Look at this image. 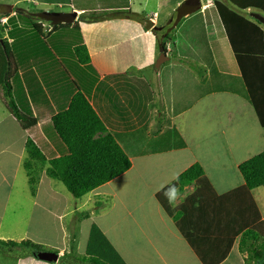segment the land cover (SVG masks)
<instances>
[{
  "label": "crops",
  "instance_id": "0c3cea01",
  "mask_svg": "<svg viewBox=\"0 0 264 264\" xmlns=\"http://www.w3.org/2000/svg\"><path fill=\"white\" fill-rule=\"evenodd\" d=\"M185 1H44V3H54L53 6L57 9V12L45 16L49 21L46 32L41 30L40 26L39 30L29 26L33 32L31 30L28 36L24 37V46L21 48L19 58L15 56L17 53L13 52L18 69L11 80L12 98L18 110L26 117L34 119L36 126L24 131L11 116L18 127L16 136L17 139L22 140V147L16 151L12 149V145H7L6 149L11 152L14 160L11 162L8 158L0 164V188L5 190V193L0 196V240H14L13 242L18 243L26 239L30 240V238L37 241L43 240H38L39 235L35 236L30 232L29 224L36 209L41 212V215L47 213L53 218L56 217L58 221L63 216L67 217L71 212L78 210L69 211L67 206L62 208L58 205L63 192L57 184L49 181L58 180L47 177L44 170L38 174L37 178H34L35 184L31 191L28 176L23 168L27 159L25 143L28 139L34 143L47 162L64 153L63 146L52 131L51 118L68 108L77 90L83 94L105 130L115 138L128 156L131 162L129 172L134 169V160H146L148 164H151L150 160H152L153 164L157 163L154 166L161 167L164 172L161 176L165 177V181L160 184V187L151 191V197L154 199L162 186L174 183L177 177L193 164H200L195 153L196 148L205 150L211 155L210 164H220L221 157L227 156L228 151L246 147L245 144H250L252 138H255V143L259 139L264 143V130H237L236 128L227 130V127L217 126L215 121L208 123L207 130H201L198 123V130L188 128L191 125V121L187 122L190 115L203 119L219 109V105L214 107L215 103H219L217 101L220 98L219 93L231 95L234 101L238 96L236 92L215 89L218 79L226 76L228 70L224 66L225 63L220 62L224 60L217 58L216 46L219 45L220 48L229 46L230 48L231 55L228 53L227 64L230 66V58L233 57L237 66V72L230 73L234 88L243 81L224 29L221 26L222 32L219 33L215 29L217 25L214 19L207 22L205 19L206 24L203 22V26L207 27L206 30L212 29L208 32L212 37L209 52L205 51L203 54L201 49H197L198 43L195 47L192 45L193 42L180 40V27L188 25L193 15L185 16L179 23L180 27L170 33L169 37L166 33L162 35V39L165 37L167 40L165 41L167 61L159 68L155 67L161 51L157 47L154 29L164 26L179 5L182 6ZM16 2L19 1L16 0ZM19 3L25 6L35 3L38 5L43 2L20 0ZM0 6L3 7V5ZM4 7L6 8L0 11L1 14L3 13L0 23L16 16L13 14H22L24 17L32 16L26 9L22 13H18L17 10L15 12L14 5ZM240 14L250 22L256 23L262 31V38L256 39V49L251 51L249 45H244V50L252 53L247 56L251 62H244L243 65L244 71L250 72L247 78L251 85H257L258 81L264 84V58H262L264 48L261 51V47L259 48V45L264 44V13L247 9ZM189 16L192 18L188 20ZM219 21L217 16L218 24ZM66 24L68 28H56ZM5 25L7 32L9 28L7 24ZM16 29H18L17 25ZM28 40H30L29 43ZM179 43H182V47L177 46ZM79 46H83L86 51L87 63L78 61L76 48ZM172 52L177 56V61L170 62ZM81 53L82 60L85 55ZM183 59H191L198 67H184L180 62ZM166 64H168L167 68H165ZM244 106L251 110L246 113L253 114L257 119L250 103L246 105L242 101V107ZM257 123L261 129H264L260 126L258 119ZM239 131L246 137L236 141ZM196 132L200 133L198 138L195 136ZM189 134L191 137L188 138ZM255 134L258 137H254ZM214 137L218 141H214L212 139ZM149 143L152 147L148 145ZM152 148L157 149L151 151ZM262 151L264 149L260 152ZM5 165L8 167L7 170ZM48 166L46 163L45 167ZM200 166L202 167L201 164ZM205 177L207 178L206 173ZM243 186L244 181L237 188L229 191L240 190L234 202L242 200L244 203H249L252 201L259 220L264 224V186L256 196L255 194L252 196L253 190L248 193L242 192ZM103 187L104 185L86 195L84 203L90 202L91 195L100 193L98 190ZM192 192L193 186H186L181 192H175L172 195L171 204L179 205ZM222 195L224 194L220 196ZM114 197L115 195H112V198ZM65 199L67 201L66 196ZM155 201L156 211L168 235L167 240L161 241L159 247L156 246L155 239L149 238L146 251L150 256L159 259V263L162 264H168L167 257L169 256L167 255L169 254L171 257L175 255V257H169L171 258L170 264L174 262L176 264H202L186 240L178 233L172 220L156 199ZM52 203L56 204V207H47ZM204 209L207 211V216L205 211L201 212L193 208L186 219L191 228L189 234L192 236V244L201 254L202 252L208 253L210 250L217 251L215 255L206 258L210 264H244L248 253L245 249L243 251L239 249L241 235H229L227 230L221 228V225L225 224L221 222L217 224L216 220H210V214L215 211L213 206L210 208L207 205ZM187 210L190 211V207ZM6 214L13 216L20 214V216L5 221ZM221 219L225 223V217ZM140 226L137 225L136 229L143 232L145 228ZM230 238L232 239L231 249L224 260H219L220 250L228 244L227 239ZM77 248L79 247L75 242L71 248L62 243L60 249H57L58 259L59 257L65 259L62 264H81L71 257L73 255L66 259L70 252L79 256L84 254L80 253V250L79 254L76 253ZM163 252L166 254L162 255ZM2 254L12 257L14 264H40L36 260L38 258L35 259L30 249L27 248L16 247L12 251L5 250ZM124 264H127V261Z\"/></svg>",
  "mask_w": 264,
  "mask_h": 264
},
{
  "label": "rangeland",
  "instance_id": "374dc122",
  "mask_svg": "<svg viewBox=\"0 0 264 264\" xmlns=\"http://www.w3.org/2000/svg\"><path fill=\"white\" fill-rule=\"evenodd\" d=\"M18 1L20 2V0ZM40 1L43 3L38 5L35 3L33 5L29 4L25 6L23 3L16 2V0L0 1V5H3V7L0 6V11L6 8L4 7L5 5H14L15 12L17 10L18 13H22V11L26 9L30 11V15H32L31 17H24L22 14H13L16 16H13L8 20H3L0 23V36H3V39L6 38V40L11 44L13 52L17 53L15 56L18 58L20 56L21 48L24 46V37L28 36V33L32 30L30 28L32 26L30 25V22L33 24L39 22L35 25L40 26L41 30L43 29V31L46 32V26L49 21L45 16L47 14L57 12V9L53 6L54 3H44L46 0ZM53 1L56 2L57 0ZM61 1L64 2L66 0ZM197 1L201 5L199 10L192 11L193 13L188 12V14H186L185 12L187 10L183 8L182 12L177 13L176 16L172 15V24L174 27L175 22H178L179 24L180 20L185 16L193 15V18L192 16L188 17V20L192 18L188 22V25L180 27L179 24L175 27L176 29H174V31L180 27V40L193 42L192 45L194 46L198 43L197 49H201L204 54L205 51L209 52L208 49H210L212 37L209 36L208 32L212 31V29L210 28L206 30L207 27H204L203 25L206 24L207 21H212V19H214L217 25V27L215 25V29H217L220 33L222 32V28L220 22V25L217 23V14L215 9L212 7L213 0ZM179 7H181V5H179ZM2 14L0 12V17ZM180 15L182 16L180 17ZM205 19L206 22L204 21ZM5 24H7L9 28L7 32ZM182 24L183 22L181 25ZM16 25L18 26V29H16ZM191 25H193V27ZM31 32H33V30ZM192 38L194 40H192ZM196 38L197 40H195ZM27 42L29 43L30 40ZM177 46L182 47V43L177 44ZM216 50L217 58L224 60L220 62L225 63L224 66H226L228 70L226 76L218 79L215 89L217 91L225 89L229 90V92H236L239 97L236 96L234 101L231 95H223L219 93L220 98L217 100L219 103L214 104V107L219 105V109L217 111H213L212 114H208L203 119H197L195 116L190 115L187 118V122L191 121V125H189L188 128L190 130H198V123L200 124L201 130H207L206 128L208 123L211 124L215 121L217 126L227 127V130H232L234 128L237 130H264L258 126L257 119H255L253 114L246 113L251 112V110L246 106L242 107V101L246 105L250 103L246 94V88L242 85L243 82L234 88V84L232 82L233 78L230 73L237 72V66L233 57L230 58V66L227 64L229 60L228 53H230L229 46H223V48H220L218 45L216 46ZM174 52L176 53V51ZM174 52H172L170 62L178 60ZM205 58L207 59V55H205ZM180 62L183 63L186 68H192V66L198 67L196 62H193L191 59H183ZM168 64L165 65V68H167ZM235 89L236 91H233ZM17 130L18 127L11 118L0 89V164L8 158H10L11 162L14 160L11 152L6 149L7 145H12V149L16 151L21 149L22 140L17 139ZM196 133L197 134H195V136L198 138L200 133ZM190 134L188 138L191 137ZM245 137L246 136L242 135V132L239 131L236 135V141ZM254 137L258 136L255 134ZM212 139H214V141H218L215 137ZM148 145L152 147L151 143ZM245 146L246 147H239V150L228 151L227 156L225 155L221 157L220 164H210L209 161L212 160L211 155L206 153L205 150H199V148L195 149L196 156L204 169L203 171H205L207 175L208 182L215 194H219L217 196L226 194L230 190H233L241 185L243 183V179L237 169L238 165L248 160L253 155L260 153V151L264 149L262 148L264 143L261 142L260 139L257 143H255V138L250 139V144H245ZM156 149L157 148H152L151 151ZM225 150L226 149H224V151ZM135 152L136 151H134V153ZM129 153L131 155V152ZM150 161L151 164H148L146 160H134L133 170L130 172L128 170L120 177L106 184L107 186L104 185L103 188L98 190L100 193L91 195L90 202L88 203H84L87 197L84 196V198L75 200L69 195V193L66 192L62 183L49 180L50 182L57 184L64 194H61V200L58 205L62 208L67 206L69 211H74L75 209L78 210L76 212H71V214H68L67 217L63 216L58 221L56 217L53 218L47 213L41 215V212L36 209L29 224L30 232H32L35 236L39 235V238H37L38 240H43L37 241L32 240V238H30V240L26 239V241L31 242L34 247L33 250L30 249L31 252L34 251V254L32 255L34 256L39 253V251L58 252L62 243L64 245L67 244L68 248H71L75 242L76 246L79 247L77 248L76 253L79 254L80 250V253L84 254L81 256H71L73 258L83 257L88 259L90 256H97L102 261H109L111 264H121L120 262L126 263V261L127 264H162L159 263V259L157 260L150 256L149 252L146 251L147 240L149 238L155 239V244L159 247L161 241L164 242L167 240L168 235L163 221L160 220L158 216L159 214L156 211V201L151 197V191L160 187V184L165 181V177L161 176L164 172L159 165L154 166L157 163L153 164L152 160ZM4 167L6 168L7 165ZM7 169L8 167L6 170ZM47 182L48 181L46 179L45 183L47 184ZM169 185L171 184L168 183L165 186H162L159 189V192ZM262 189L263 187L254 189L252 196L253 194L256 196L260 190L262 191ZM4 193L5 190L0 188V196ZM112 195H115V197L112 198ZM83 203L84 206H82ZM96 203H99L100 206L97 207ZM47 207H56V204L52 203V205ZM18 216H20V214H15V216L12 214H6L5 221ZM137 225H141V228H145L144 231L139 232L140 230L136 229ZM7 251L10 250L8 249ZM0 252V264H14L12 257H9L7 254L6 256L8 257H6L2 254L3 250H0ZM165 254L166 253L163 252L162 255ZM167 256L171 257V254ZM169 257H167L168 264H170L171 258L175 257V255L173 254L171 258ZM69 258L70 255H67L66 259ZM63 259L64 258L59 257L58 261L55 263H44L38 259L36 260L40 262V264H62L65 260ZM173 264L176 263L174 262Z\"/></svg>",
  "mask_w": 264,
  "mask_h": 264
},
{
  "label": "trees",
  "instance_id": "16d2710c",
  "mask_svg": "<svg viewBox=\"0 0 264 264\" xmlns=\"http://www.w3.org/2000/svg\"><path fill=\"white\" fill-rule=\"evenodd\" d=\"M198 5H200L199 2ZM196 7L182 5L176 9L173 16L182 12L183 8L187 10L186 14L188 12L193 13L192 11H195ZM212 7L216 11L219 22L236 57L250 104L260 126L264 128V84L258 81L257 85H251L247 78L250 72H245L243 65L244 62H251L247 57L250 52L244 50V45H249L251 51H253L257 48L256 39L262 38L263 34L256 23L250 22L240 14L247 9L264 13V0H213ZM172 17L164 26L154 29V35L157 37V47L164 53H166L165 41L167 40L165 37L162 39V35L164 36V33H166L169 37L178 25V22H175L173 27ZM31 25L34 29L39 30L38 25L32 22ZM66 27L69 26L67 24L59 25L56 28L64 29ZM259 48L261 51L264 44L259 45ZM76 49L78 61L87 63L88 58L83 46ZM81 52L85 55L82 60L83 55ZM262 58H264L263 55ZM17 69L18 66L11 44L6 38L3 39V36H0V89L2 97L6 102L10 115L22 130L27 131L36 126V121L23 115L12 98L11 80L17 73ZM51 127L63 146L64 153L47 162L34 143L29 139L26 141L27 159L23 164V168L28 176L31 191H33L35 184L34 178H37L38 174L44 170L47 177L61 182L66 191L75 200H79L130 169L131 162L128 156L118 145L115 138L105 130L100 119L79 90L71 98L68 108L51 118ZM46 163L49 165L48 167H45ZM237 169L244 181L242 192L248 193L263 187L264 151L242 162ZM186 186H193V192L186 196L179 205L173 206L171 204L172 195L175 192H181ZM239 191L237 189L222 196H217L205 177L202 167L199 163H195L182 172L174 183L156 194L155 199L202 264H210L206 258L215 255L217 251L202 252L205 253L203 255L195 248L191 242L192 236L189 234L191 228L188 226L186 219L193 208H197L201 212L205 211L207 216V211L204 209L207 205L210 208L212 206L215 208L214 213L210 214L211 221L216 220L217 224H220V222L225 224L221 225V228L227 230L229 235H241L239 249L241 251L245 249L248 253L244 264H264V224L259 220L256 207L252 201L249 203H244L242 200L234 202V198H237ZM96 206L99 207L100 204L96 203ZM189 207L190 211L187 210ZM224 217L225 223L221 219ZM226 225H228L227 228H225ZM227 240L228 244H225L222 250L219 249V260H224L231 249L232 239ZM16 247L34 249L29 241L18 243L0 240V250L9 249L12 251ZM32 254H34V251H32ZM36 255H34L35 258ZM69 255L74 254L70 253ZM75 259L81 264H111L109 261H102L97 256H90L88 259L83 257ZM120 263L124 264L123 262Z\"/></svg>",
  "mask_w": 264,
  "mask_h": 264
},
{
  "label": "water",
  "instance_id": "95a60500",
  "mask_svg": "<svg viewBox=\"0 0 264 264\" xmlns=\"http://www.w3.org/2000/svg\"><path fill=\"white\" fill-rule=\"evenodd\" d=\"M185 6H197L196 10H199L200 9V5H198V1L197 0H186L184 2ZM165 61H167V57L164 53V51H161L158 55V58L155 62V67L156 68H159V66L161 64H163ZM36 257L40 260V261H43V262H47V263H55L58 261V254L52 252V251H43V252H39L37 253Z\"/></svg>",
  "mask_w": 264,
  "mask_h": 264
}]
</instances>
